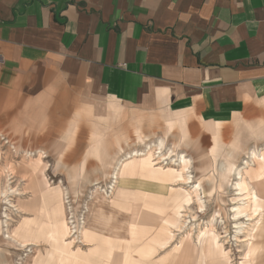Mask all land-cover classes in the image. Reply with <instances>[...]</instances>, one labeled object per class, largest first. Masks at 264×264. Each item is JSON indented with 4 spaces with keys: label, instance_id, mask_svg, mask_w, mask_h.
Segmentation results:
<instances>
[{
    "label": "rangeland",
    "instance_id": "obj_1",
    "mask_svg": "<svg viewBox=\"0 0 264 264\" xmlns=\"http://www.w3.org/2000/svg\"><path fill=\"white\" fill-rule=\"evenodd\" d=\"M48 96L29 120H0V264H264V110L216 126L215 139L186 134L164 111L132 112L104 98L100 116L74 107L55 120ZM160 138L167 159L157 158ZM136 148L141 155L130 160ZM24 149L45 154L24 159ZM180 175L192 183L175 181ZM248 206L260 208L256 229L238 240ZM10 234L36 242L22 246Z\"/></svg>",
    "mask_w": 264,
    "mask_h": 264
},
{
    "label": "crops",
    "instance_id": "obj_2",
    "mask_svg": "<svg viewBox=\"0 0 264 264\" xmlns=\"http://www.w3.org/2000/svg\"><path fill=\"white\" fill-rule=\"evenodd\" d=\"M45 94L55 120L104 98L214 137L263 113L264 0H0V120Z\"/></svg>",
    "mask_w": 264,
    "mask_h": 264
},
{
    "label": "bare ground",
    "instance_id": "obj_3",
    "mask_svg": "<svg viewBox=\"0 0 264 264\" xmlns=\"http://www.w3.org/2000/svg\"><path fill=\"white\" fill-rule=\"evenodd\" d=\"M213 122H211L210 124H209V130H212V132L214 133V138H215V135H216V132H214V130L216 129V126L215 125H213L212 124ZM183 125V124H182ZM164 140L163 139H159L158 140V142L157 143H155V149L157 150L158 149V152H159V154H158V160H161V159H167V157L164 155V154H162V150L161 149H163L164 148ZM150 145V143H146V147H148ZM14 148H16V147H14ZM150 148L151 147H149V151L151 152V150H150ZM137 149V148H136ZM160 149V150H159ZM170 150H171V148H169ZM156 150L154 151V153H153V155L154 154H156L155 152H156ZM131 151V150H130ZM129 151V152H130ZM153 151V150H152ZM141 152L142 151H140V149H137V151L134 153V154H131L130 156V160H133L134 158H137L139 155H141ZM23 153L24 154H22L23 155V157H25L24 159H26V158H33V157H36V153H39V157H43L44 156V154H45V152H43L42 150H40V149H37L36 151H30V150H26V149H24L23 150ZM126 154V153H125ZM124 154V155H125ZM169 154V153H168ZM255 154V151L254 150H252V152H251V155H254ZM152 155V156H153ZM263 155V154H262ZM168 156V155H167ZM263 158H264V155H263ZM121 160V159H120ZM121 162V161H120ZM172 162V161H171ZM127 163V162H126ZM125 163V164H126ZM125 164H123L122 165V168L125 166ZM246 164H248L247 162H246ZM118 167V166H117ZM116 168V167H115ZM119 169H120V167H118ZM122 168H121V170H122ZM121 170H119V171H121ZM123 170H124V168H123ZM183 168H181V170H180V174H183ZM116 174V175H115ZM121 174V173H120ZM186 174V173H185ZM236 174H238V178L240 179V182L241 183H245L246 185H248V187H251L252 185H251V183H252V181H253V177H251V175H249V177H250V179H248L245 175H244V173H243V171H242V168H240L237 172H236ZM119 173L116 171V173L114 172V177H115V179L116 180H114L116 183H117V181H118V179H119ZM175 181H177V180H182V181H184V182H187V183H192V176L191 175H185L184 177L182 176V175H180V177L178 178V179H174ZM114 185V184H113ZM113 188V187H112ZM114 189V188H113ZM249 189H251L252 190V187L251 188H249ZM191 190V189H190ZM253 190H254V188H253ZM251 193V192H250ZM112 196V195H111ZM241 202V201H240ZM245 202V201H244ZM242 203V202H241ZM249 203L250 204H253L252 203V198H249ZM235 208V207H234ZM253 209H252V207L251 206H248L247 207V214H246V219L247 220H250L251 222L250 223H246L245 221L244 222H237L236 223V228L238 229L237 230V233H242V234H244L243 236H237V238H238V240L240 239V237H249V238H252V235H253V232H254V230L256 229V224L255 223H252V220H253V216L257 213V212H259L260 213V208H257V211H252ZM258 213V214H259ZM244 213H236L235 215H234V217H232V218H234L235 220H239L240 219V216L242 217V215H243ZM184 219V218H183ZM182 222V221H181ZM184 223H185V221H184ZM179 227H181L180 225L178 226V229H179ZM207 227L210 229V231L212 232V233H214L213 234V237H214V239H216L217 241H218V239L219 238H222V236L220 235V233L218 232V230L216 229L217 227L213 224V222H211L210 223V225L208 224L207 225ZM221 230V229H220ZM223 231V230H222ZM226 231V230H225ZM224 231V232H225ZM235 231V230H234ZM201 232H203V231H201ZM227 232V231H226ZM200 233V232H199ZM11 236V238H13L14 240H16L17 242H20L19 244L20 245H22V246H26V245H28V244H34L36 241L35 240H21V239H19V238H17L14 234H10ZM239 235V234H238ZM224 236V235H223ZM198 237V236H197ZM225 237H226V235H225ZM9 238V237H8ZM245 240H246V238H244L243 240H241L240 242H245ZM83 241H84V243H85V245H92V243L91 242H89L88 240H85V239H83ZM222 241V240H221ZM247 241V240H246ZM170 242V240L168 241V242H166V243H164L163 245H161V247H165V246H167V244ZM240 244V243H239ZM248 247V246H247ZM183 261H184V259H183ZM126 263H128V262H126ZM35 264H43V262L42 261H38L37 263H35ZM105 264H115L114 262H107V263H105Z\"/></svg>",
    "mask_w": 264,
    "mask_h": 264
}]
</instances>
